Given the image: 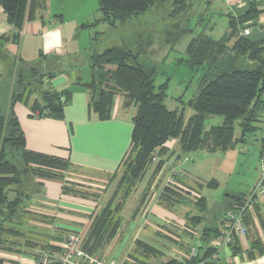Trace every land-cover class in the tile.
<instances>
[{"label":"trees","instance_id":"16d2710c","mask_svg":"<svg viewBox=\"0 0 264 264\" xmlns=\"http://www.w3.org/2000/svg\"><path fill=\"white\" fill-rule=\"evenodd\" d=\"M47 2L48 0H0L6 20L14 27V39L21 36L26 22L34 20L37 12L46 8ZM193 3V0H98L102 20L111 25L136 20L153 8L165 9L171 6V15L187 12ZM258 12L254 3L242 15L228 14L229 29L222 38L214 39L210 35L200 34L189 43L187 62L193 66L206 64L210 71H214L202 76L199 91L189 100L195 112L188 119H185L182 111L167 108L164 103L167 84L156 85L155 70L139 61L140 50L134 52L127 45H113L98 52L92 51L91 43V77L84 82L89 91L91 110L100 119H109L120 98L123 107L135 105L137 111L133 117L132 149L123 160L120 170L110 174L112 178L118 176L113 194L94 214L88 232L82 235L84 249L88 252L102 254L106 245L117 235L123 222L121 211L126 200L137 182L143 178L153 153L157 150L162 155L169 151L166 145L169 140H176L184 152L199 149L225 151L245 142L247 136L258 128L255 121H259L264 111V38L252 40L243 36L241 30L239 32V24L256 17ZM137 38L139 41L145 38L148 43L154 39L153 35L144 36L142 33ZM9 39V36L0 37V61L1 58L4 60L8 57L3 45ZM19 60H11V66H16L18 71L13 82L2 85L5 92L0 97V251H13L24 257L34 258L45 250L60 249L69 232L66 233L64 228L56 226L53 221L57 234L51 233L44 243H40L38 237H23L21 231L10 224L15 219L26 216L23 213L27 210L17 211L22 198L12 200L9 196L10 191L14 190L9 185L15 184L19 168L6 159L7 147L21 152L24 166L30 167L25 172L32 171L43 179H61L64 193L95 200L99 198V194L86 190L79 182H74L73 177L65 174L69 167L82 169L73 165L69 158L27 148L25 132L14 110L15 103H29L33 91H38V88H32L33 83L40 82L42 102L37 98L32 102L33 114L63 119L71 91L43 88L42 57L30 64L20 63ZM1 78L0 73V81ZM211 115L223 116V123L206 129L204 121ZM238 121L241 126L240 136L235 135V124ZM262 143L264 149V138ZM213 184L216 185L217 182ZM166 194L167 200L172 199L169 192L163 196L166 197ZM240 197L242 196L236 198L240 200ZM49 220L55 218L50 216ZM7 222H10L8 226ZM230 245L235 253L239 251L238 238ZM135 246L139 250L138 254L129 252L123 264H152L150 257L160 252L139 239L135 241ZM40 247L41 251H34ZM215 252L216 249L209 246L202 254L185 260L172 259L166 264H198L202 261H206L203 264H227L212 260ZM0 264H5L1 257Z\"/></svg>","mask_w":264,"mask_h":264},{"label":"crops","instance_id":"0c3cea01","mask_svg":"<svg viewBox=\"0 0 264 264\" xmlns=\"http://www.w3.org/2000/svg\"><path fill=\"white\" fill-rule=\"evenodd\" d=\"M226 1L228 14L233 16L246 13L255 3L259 10L258 15L239 24V32L252 23H260L262 28L256 32L259 38L257 40L263 39L264 0ZM85 5V2L81 0H48L46 8L38 11L34 20L25 23L21 36L17 39L13 38L14 27L6 20V15L0 5V37H10L8 41H5L3 50L11 60L16 58L20 59V63L30 64L36 63L42 57L43 88L71 91V98L65 106L63 119L36 116L27 102L17 101L15 103L14 110L25 132L27 148L67 157L73 165L82 169L114 174L120 170L123 160L132 149L134 114L122 113L126 111V107L122 106L120 98L113 109V116L106 120L100 119L89 106V91L84 82L89 81L90 78H84L82 67L89 66L91 70V51L85 50L87 55H84L79 35L81 27L85 26V22L89 25V21L86 20L91 17L84 12ZM101 19L102 16L99 20ZM94 23L91 21L90 25ZM252 35L253 30L250 29L249 36ZM82 61L85 63L83 66ZM1 62L0 69H2L1 65H3L2 70L6 71L7 67L9 74L10 64L8 61ZM7 82H9V77L1 80L2 85ZM166 145L169 151L162 155L158 152V161L152 162L151 160L143 178L137 182L121 211L123 222L133 219L134 224V227H131V235L126 247L128 249L133 247L137 239L156 247L160 252L155 257H150L152 264H166L172 259L189 258L196 247L186 246L182 237L198 234L197 228L204 218L201 214L193 216L187 214L186 218H181L177 214V205L181 200L188 197L187 195L192 190L197 191L196 188L203 186L205 182L187 168L180 166L182 154L176 140L173 139ZM263 151L264 149H261L260 154ZM174 157L176 158L172 159ZM173 168L177 170L174 174ZM39 181L41 182V196L48 207V214L56 218L54 224L64 228L66 233L74 230L85 235L90 228L94 214L109 200L108 197L104 199L99 197L95 200L66 194L63 192L61 179L42 178ZM214 182L216 181H209L207 185L216 186ZM167 192L172 195V199L167 200V194L166 197L163 196ZM237 196L240 195H235V200L224 210L226 212L224 217L215 214L210 226H205L202 233H199L197 237L211 239V245L203 247L202 250L196 248L198 254L204 253L209 246L213 247L217 233L228 224V210L239 202ZM190 197L189 199L200 207L201 212L207 210L206 197L202 195ZM258 200L255 215L250 214L247 217L249 227L247 235L238 237L239 251L235 253L228 244L221 249L225 252L224 256L218 253L219 262L264 264V199L259 198ZM139 223H142L144 227ZM146 225L150 227L146 229ZM123 231L124 227L119 230L121 233L117 239H125L126 234L122 235ZM128 249L122 260L129 253ZM163 256L166 259H163ZM0 257L4 259L5 264H20L19 260L22 258L30 259L23 264H33L34 261L33 258L22 257L20 253L8 250H1Z\"/></svg>","mask_w":264,"mask_h":264},{"label":"rangeland","instance_id":"374dc122","mask_svg":"<svg viewBox=\"0 0 264 264\" xmlns=\"http://www.w3.org/2000/svg\"><path fill=\"white\" fill-rule=\"evenodd\" d=\"M81 1L86 4L84 12L91 16L89 20H86L89 21V25H86L88 22H85L86 24L81 27V33L79 34L82 49L85 52L84 55H87V51H90L91 43L93 45L92 51L97 50L98 52L113 45H127L134 52L140 50L139 61L155 70L156 85L167 84L164 101L167 108L182 111L185 119H188L195 112L193 107L190 106L189 100L194 98L199 91L202 76L205 73H213L214 71V69L210 71L211 69L206 64L200 66L189 64L187 62L188 45L200 34L210 35L214 39H220L226 34L230 23L227 1L193 0L194 3L189 7L187 12H177L175 15L170 14L172 10L171 6H167L165 9L164 7L153 8L136 20L134 19L124 24L118 22L116 25H111L102 19L99 20L102 14L99 10L98 0ZM91 21L93 23L96 22L94 25H90ZM249 28L253 30V35L248 37L252 40L259 39L256 32L262 28L260 27V23H252L249 25ZM139 33L144 34V36L153 35L154 39L151 43H148L145 38L139 41L137 38ZM96 34L97 37H95ZM1 59L5 62L8 61L11 67V69L9 68L8 74L7 67L5 71L2 70L3 65H1V80L9 77V82L11 83L15 79L18 68L11 66L12 61L9 60V57L4 60L3 58ZM84 64L82 61L81 65L83 66ZM82 68L84 78H90L91 70L89 66L84 65ZM32 82L34 81L32 80ZM35 87L38 88V91H33L28 103L29 105L36 98L42 102L39 93L42 89V83H33L32 88ZM4 92L5 89L0 81V97ZM262 98L264 99V93ZM136 111V106L131 105L122 113L135 115ZM223 120L224 117L220 115L208 116L204 121L205 128L210 129L213 125L222 124ZM239 122L235 124L236 136L241 135ZM255 124L258 128L255 129L253 134L247 136L245 142H240L228 150L209 151L199 149L184 152L180 149L182 154L180 157V166L187 168L196 177L205 182L203 186L196 188L197 191L192 190L187 195L188 197H184L180 204L177 205L176 212L181 218H186L185 216L187 214L190 216L198 214L204 215L203 222L197 228L199 232L196 229L198 234L194 233V235L189 237L183 235L182 238L186 246L189 245L190 247H196L198 250H202L203 247L211 245V239H200L197 237L199 233H202L205 226H210V222L212 218L214 220L215 214L224 217V214H226L224 210L235 200V195L241 196L250 192L259 181L262 174L260 151L264 138V111L259 121H255ZM6 159L19 168L15 184L9 185L10 188H14V190L10 191L9 196L12 197V200L17 197L22 198L21 203L18 205L16 203L18 206L17 211H21L22 209L27 210L26 213H23L26 216L15 219L14 223L7 222L6 226L9 223L14 224L21 231L23 237H38L41 241L40 243H44L45 239L51 233L57 234V232L54 231L55 227L52 225L53 221H56V218L54 217L55 220L52 221L49 220L48 207L41 196L39 180L42 177H38L32 171L25 172V169L30 167L28 165L24 166L21 152L16 148L7 147ZM65 174L73 177V181L76 183L79 182L86 190L99 194V197L103 199L106 197L108 199L111 198L116 182H118V176H113L112 178L110 174L96 170H82L69 167ZM212 180L217 182L216 186L207 185V182ZM74 182L73 186L75 185ZM199 195L207 199L208 208L205 212H201L200 207L189 199L190 196L194 197ZM17 221L21 223L18 224ZM139 225L144 227L142 223H139ZM120 227V229L124 227L122 235L126 234L125 239H117L121 233L118 232L110 243L106 245L107 247L102 253V255L108 258H115L119 264L123 263L129 254L127 253L125 259L122 260V257L128 249L126 245L131 235V227H134L133 219L125 223L121 222ZM149 227L146 225V229ZM142 234L144 235L145 233ZM41 250L42 248L40 247L34 251L39 252ZM128 251L138 254L139 250L134 245ZM224 254L225 252L221 250L220 256H224ZM163 259H166L165 256H163ZM27 260L30 259L22 258V260H19V263L23 264Z\"/></svg>","mask_w":264,"mask_h":264},{"label":"built area","instance_id":"2783aa9c","mask_svg":"<svg viewBox=\"0 0 264 264\" xmlns=\"http://www.w3.org/2000/svg\"><path fill=\"white\" fill-rule=\"evenodd\" d=\"M241 34L249 36L250 28H243ZM260 158L262 165L261 177L253 190L242 196L239 202L228 210V224L215 237L213 247L216 249V252L212 255V260L219 261L218 253L220 250L231 244L236 238L247 235L249 231L247 217L250 214L255 215V207L259 202L258 199H264V151L261 153ZM158 159L159 155L156 150L152 155V162L158 161ZM172 172L174 174L177 170L173 168ZM197 255V249L194 248L190 257ZM33 260V264H119L116 260L108 258L105 255L91 253L84 249L82 234L77 232L68 234L60 249L45 250L37 257H34ZM204 262L206 261L199 262L198 264H203Z\"/></svg>","mask_w":264,"mask_h":264}]
</instances>
